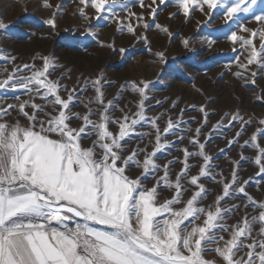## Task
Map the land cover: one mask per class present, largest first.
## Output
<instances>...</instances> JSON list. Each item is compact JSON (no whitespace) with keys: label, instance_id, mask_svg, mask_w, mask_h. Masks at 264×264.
<instances>
[{"label":"snow or ice","instance_id":"6c2138e0","mask_svg":"<svg viewBox=\"0 0 264 264\" xmlns=\"http://www.w3.org/2000/svg\"><path fill=\"white\" fill-rule=\"evenodd\" d=\"M258 5L264 0H77L73 15L88 22L83 35L113 53L115 40H99L93 19L111 21L118 33L126 29L151 52V27L174 35L154 23L169 6L175 11L168 18L182 15L184 23L199 12L205 19L197 20L198 28L222 18L224 38L239 53L224 70L241 87L259 88L254 100L264 102L258 84L264 80V7L258 11ZM38 6L52 10L43 23L55 35L61 6L51 0ZM10 26L0 19V32ZM180 42L187 49L190 38ZM217 42L206 38L209 48ZM151 54L153 63H166L165 52ZM18 59L0 48V264H264V117L245 118L237 108L212 123L211 97L179 108L175 119L179 98L149 116L168 99L150 95L149 80L126 81L108 98L115 82L103 69L73 81L72 69L53 54ZM8 91L12 103H5ZM124 93L132 99L121 106ZM189 110L197 115L185 120ZM145 126L148 131H140ZM233 128L230 137L224 134ZM216 138L224 147L214 151L209 146ZM237 146L236 156L229 155ZM174 148L180 155L157 162ZM221 157L227 167L216 163ZM242 162L253 169L246 178ZM253 182L259 196L248 190Z\"/></svg>","mask_w":264,"mask_h":264},{"label":"rangeland","instance_id":"374dc122","mask_svg":"<svg viewBox=\"0 0 264 264\" xmlns=\"http://www.w3.org/2000/svg\"><path fill=\"white\" fill-rule=\"evenodd\" d=\"M38 3L39 0H0V19L11 25L6 32H0V48L11 55H17L19 57L18 64L30 62L31 57L37 52L53 54L59 58V63L65 65V68L72 69L73 81L76 76L81 74L94 76L103 69L106 78L115 82L106 89L108 98L115 96L120 84L126 81L149 80L152 82L150 95L161 101L168 98L161 107L150 111L149 116L163 112L169 108L172 100L179 98L178 107L172 113L175 119L179 108L190 104L199 106L205 99L211 97L213 102L209 104V107L217 110V116L210 118L212 123L223 111H235L237 108L245 118L250 115H254L256 118L264 117V102L254 100V93L259 94V88L252 85L241 87L243 82L235 80L231 72L224 70V65L233 62L239 53L233 52L232 45L224 38L228 29L223 27L222 18L214 19L211 24L198 28L197 20L205 19L199 12L192 14L190 23H184L182 15L175 19L168 18V13L175 11L173 7L169 6L159 13L154 23L168 26L174 35L170 39L166 34L158 32L154 26L151 27L147 31L148 39L151 42V52L142 40L137 41L127 33L126 29L124 32L118 33L116 25L111 21L93 19L90 23L99 40L105 42L115 40L117 50L113 53L111 49L98 47L92 37L82 34V29L87 26L88 22L80 19L78 15H73L77 0H51L54 6L57 4L61 6L55 35H52L48 26L43 23L52 10L39 7ZM25 4L27 12L24 11ZM261 7L264 5H258L257 10L259 11ZM132 10L141 11L139 7H132ZM117 14L119 16L126 15L120 9H117ZM146 19L149 18L146 17ZM78 26L81 31H76ZM138 31L143 33L145 30L141 27ZM42 36L48 38L42 39ZM185 37L190 38V45L187 49L180 42ZM208 37L218 42L209 48L206 43ZM120 48H125L127 51L121 54ZM159 51L165 52L166 63L164 64L153 63L156 57L151 53ZM222 72L224 75L221 77ZM59 74L57 71L53 73V77ZM73 81H64V83L71 86ZM193 84L203 89V96L193 90ZM258 84L264 85V80H258ZM13 94L12 91L7 92L8 99L5 103L13 102L11 99ZM15 94H20L24 98L22 93ZM131 99L130 93H124L119 103L123 106ZM150 103L154 105L155 100ZM73 110L82 111L83 109L74 108ZM115 115L119 116L120 113L116 112ZM194 115L197 113L189 110L184 119L188 120ZM191 126L194 128L195 124L193 123ZM235 130V128L226 130L224 134L230 137ZM140 131H148L147 126L141 128ZM207 131L206 128L205 132ZM251 131L253 129L249 128L248 132L251 133ZM144 142H147V138ZM136 143L137 139L133 138L130 141V146H135ZM181 146L177 145V147ZM209 147L215 151L218 147H224V141L216 138ZM238 151L239 147L237 146L229 155L236 156ZM251 154V150L245 151V155L251 156ZM173 155H180V153L175 148L171 150V154L161 153L157 162L163 164ZM216 163L227 167L222 157ZM179 167L178 164L174 165L173 170L178 171ZM241 167L245 169L242 173L245 178L253 173L249 164L242 162ZM153 182L151 178L145 181L148 186H151ZM208 186L212 187L210 184ZM248 190L256 196L260 195L256 192L254 182ZM163 195L167 196V192H164ZM208 199L210 200L211 197ZM232 222L234 221L230 219L229 223Z\"/></svg>","mask_w":264,"mask_h":264}]
</instances>
